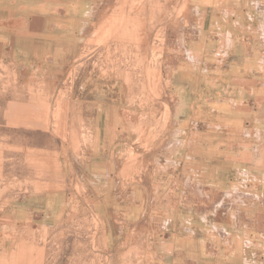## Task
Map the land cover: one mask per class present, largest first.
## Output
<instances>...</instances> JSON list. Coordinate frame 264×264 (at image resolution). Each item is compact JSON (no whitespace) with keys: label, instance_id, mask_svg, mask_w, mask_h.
I'll list each match as a JSON object with an SVG mask.
<instances>
[{"label":"rangeland","instance_id":"rangeland-1","mask_svg":"<svg viewBox=\"0 0 264 264\" xmlns=\"http://www.w3.org/2000/svg\"><path fill=\"white\" fill-rule=\"evenodd\" d=\"M257 1L0 0V264H264Z\"/></svg>","mask_w":264,"mask_h":264},{"label":"crops","instance_id":"crops-1","mask_svg":"<svg viewBox=\"0 0 264 264\" xmlns=\"http://www.w3.org/2000/svg\"><path fill=\"white\" fill-rule=\"evenodd\" d=\"M255 3H256V5H254L252 12L251 13H245V14H246V16H248L251 19H253V17L255 16V12L258 14L257 15L258 17H259V15H262V17H261L262 23H260V25L257 27V30L256 31L257 32H260V33L262 32L264 34V0H262V1L259 0V1L255 2ZM242 14H244V13H242ZM59 22H63V21L60 20ZM234 23L237 24L239 22H234ZM39 32L40 31L33 32V33L31 32V34H28V32H27V34L30 35V36L35 37V50L36 51H39L38 49L41 47L42 48L41 51H43V55L49 54L50 51H51V48L53 46L51 42H53V40L58 41L59 39L57 40V37L56 38L52 37L51 36L52 33H49V35H46L44 33L42 34V33H39ZM62 35L63 34L59 35L60 36V40L62 39L61 37H65V35H63V36ZM248 80L245 81V80H242L241 79V83H242L241 86L242 87H248V86H245L244 85L245 83L248 84ZM251 88L253 89V87H251ZM257 137L258 138L261 137L260 132H258ZM252 153H254L255 156H252L251 158L253 160H255L257 158V162H256V163H258V167L257 168L264 169V146H261L260 144H258L255 147V149L253 150ZM166 225L168 226L169 223L167 222ZM162 227H163V225H162ZM169 232L171 233V231H169ZM164 241H168V240H162L161 241L162 246H165L166 247L165 249H167V252H171V250L173 249V250H178L179 251V254H182L183 253V255H184V252L186 251L185 248H184V246H180L179 243L176 240H173L172 242H167V243L164 242ZM122 242L123 241H121L119 244H122ZM204 244H207V241L205 239L200 243V246H199L198 250H196V251H195V248H194L195 246H190L189 248L192 249L191 255L189 256V254H190L189 252L190 251H188L187 257H186V255H184V257L190 259L192 262H193V260L196 261V259H198V258L196 257L195 254H196V252L199 253V254H202L203 253L202 250L203 249L205 250ZM126 245H128V242L126 243ZM125 247H124V249H125ZM164 252H166V251H164ZM124 253H125V251H124Z\"/></svg>","mask_w":264,"mask_h":264}]
</instances>
